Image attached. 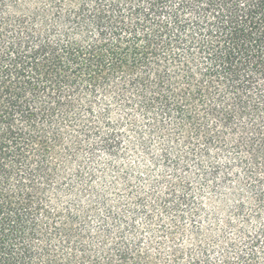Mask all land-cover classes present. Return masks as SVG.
Masks as SVG:
<instances>
[{
    "label": "trees",
    "instance_id": "16d2710c",
    "mask_svg": "<svg viewBox=\"0 0 264 264\" xmlns=\"http://www.w3.org/2000/svg\"><path fill=\"white\" fill-rule=\"evenodd\" d=\"M0 264H264V0H0Z\"/></svg>",
    "mask_w": 264,
    "mask_h": 264
},
{
    "label": "rangeland",
    "instance_id": "374dc122",
    "mask_svg": "<svg viewBox=\"0 0 264 264\" xmlns=\"http://www.w3.org/2000/svg\"><path fill=\"white\" fill-rule=\"evenodd\" d=\"M125 162L127 163V164H132L133 165V170H132V172H133V174H136L137 172H135L137 169V166H140L139 168V174L136 176V177H139L140 178V176L142 175V173H143V171L142 170H144V166H146V165H148L147 163H145V161H143L142 159H140L139 158V156H138V158H136V156L135 155H131V154H129L128 156H126V159H125ZM120 164V163H119ZM159 174H161V172L158 170V169H156V170H152V172H151V176L154 178V177H156V176H158ZM135 176V175H134ZM141 179H145V178H141ZM140 179V180H141ZM144 180H142V182H143ZM207 226H225V225H207Z\"/></svg>",
    "mask_w": 264,
    "mask_h": 264
}]
</instances>
